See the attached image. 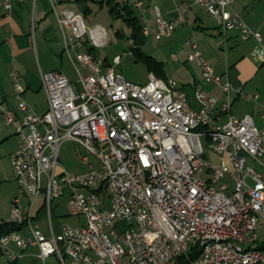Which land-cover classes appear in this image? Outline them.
<instances>
[{
  "label": "built area",
  "instance_id": "built-area-1",
  "mask_svg": "<svg viewBox=\"0 0 264 264\" xmlns=\"http://www.w3.org/2000/svg\"><path fill=\"white\" fill-rule=\"evenodd\" d=\"M0 1L8 11L15 0ZM116 1L141 9V0ZM194 2L222 32L237 28L243 40L261 41L259 31L231 8V0ZM50 5L79 87L58 69L41 72L48 107L36 113L21 97L19 72L10 73L18 110H4V122L19 142L11 154L18 194L8 220L28 221L30 233L1 234L0 252L14 261L36 245L42 259L53 254L59 264H166L191 248L198 252L190 264H264L257 232L264 233V173L247 163V158L261 163L264 125L258 127L251 113L233 115L229 99L220 103L227 119L217 123L212 112L218 98L202 88L195 90L200 106L194 108L173 79L153 72L145 83L126 79L112 64L104 66L98 54L96 46L105 44L101 27L88 25L82 12L61 8L55 0ZM139 19L144 36L161 38L186 15L167 20L156 7L154 26ZM190 44L188 59L203 80L228 91L229 84L221 82L195 42ZM119 60L114 55L113 62ZM64 140L84 149L85 170L67 171L60 163ZM65 188L69 212L82 215L84 223H63L57 233L45 235L30 213L25 217L21 195H30V207L42 195L51 228V202ZM121 220L128 227L116 233L113 226Z\"/></svg>",
  "mask_w": 264,
  "mask_h": 264
},
{
  "label": "crops",
  "instance_id": "crops-1",
  "mask_svg": "<svg viewBox=\"0 0 264 264\" xmlns=\"http://www.w3.org/2000/svg\"><path fill=\"white\" fill-rule=\"evenodd\" d=\"M55 1L61 8L82 12L90 26L101 27L104 31L105 43L112 38L108 32L109 29L99 22H94L90 17L96 10H103V8L108 10L105 2L96 1L98 7L95 8L91 4L92 0L91 2L90 0ZM129 1L131 3L135 0ZM141 1V9L130 5L133 15L138 19L143 16L145 23L150 27L155 24L156 7L162 17L167 20L174 18L179 12H184L186 15L184 23L177 25L170 35L161 37L178 51L181 60L174 54L175 52L171 55H175L176 59L172 56L170 59L175 62L176 69L181 70L183 76L181 79L182 81L184 79L185 83L167 76L164 67L159 76L175 80L184 91L186 101L192 107L193 104L190 101L192 99L197 104L196 108L200 106L195 97L196 89L202 88L215 95L218 102L212 113L216 116L217 123L226 121L228 113L220 110V103L224 99H229L230 112L233 115L241 117L245 113H251L258 127L264 125V119L261 117V108L264 107V0H231V8L243 18L250 29L259 31L262 36L261 41L253 36L243 40L237 28L222 32L204 7L193 3V0ZM108 14L112 16L109 10ZM118 31L121 33V30L117 29L115 31L117 36L120 35ZM191 41L195 42L198 51L210 62L221 82L229 84L228 91H222L215 83L203 80L198 65L188 59L193 48ZM65 60L70 61L64 53L60 27L51 10L50 0H15L8 11L2 7L0 1V217L3 215L9 217L13 198L18 194V183L11 162V154L17 148L19 138L13 128L5 124L3 113L8 108L18 110L10 73L13 70L19 72L23 87L21 97L34 112L43 113L48 107V102L40 74L50 69L61 71ZM186 83L191 86L188 92L183 87ZM245 93L257 94V97L248 99L243 96ZM248 159L251 158H247V161ZM254 163H257L258 167L251 165L264 173V154L261 156V163L256 161ZM81 164L84 165L82 162ZM69 193V189L65 188L63 194L56 199L65 197L66 194L69 197ZM20 199L25 217L30 213L31 221L36 223L45 235H50L51 230L53 233L60 230V225L63 224L61 218L66 213L56 212L53 219L52 210L59 207L55 198L51 202V228L42 206V195L35 199L31 207L29 194L24 193ZM7 220V218H0V223ZM20 223L22 224L18 231L23 236H27L30 233L28 221L22 220ZM82 223L75 226H80ZM53 257L58 262L53 254L42 259L39 256L38 246L32 245L24 248L20 256L11 261V264H47V259Z\"/></svg>",
  "mask_w": 264,
  "mask_h": 264
},
{
  "label": "rangeland",
  "instance_id": "rangeland-1",
  "mask_svg": "<svg viewBox=\"0 0 264 264\" xmlns=\"http://www.w3.org/2000/svg\"><path fill=\"white\" fill-rule=\"evenodd\" d=\"M91 4L95 8L98 7V2L96 1L93 2L92 0ZM90 17L94 22H99L101 25H104L106 29H109L108 32L110 33V37H112L105 44L96 46L98 54L100 57L107 58V60L115 67V70L120 72L126 79L136 83H145L148 80L152 62L157 61L161 63L162 68H165L167 76L174 78L180 83H185L184 79L183 81L181 79V70L179 68V70L176 69L175 62L170 59L172 52H175L174 54L178 56L179 60H181V57L178 55L179 53L177 50H175V47L172 46L170 42H167L165 38L157 39L152 34L145 36L146 38L144 43L141 44V48L134 51L133 44H131L129 37L131 29L122 18L114 19V17L108 14V10H106V8H103V10H96V12L91 13ZM137 23L141 24V20L138 19ZM117 29L121 30V34L119 36L115 34ZM116 54L120 55V60L115 64L113 62V57ZM61 72L65 74L73 86L77 88L79 87V82L77 80L78 74L73 64L69 60L64 61ZM183 87L186 92H188L191 88V86L187 85V83ZM190 101L192 102L193 107L196 108L197 104L193 101V99ZM83 152L84 149L81 148L76 142L72 140H64L59 145V161L63 167L67 169V171L69 170L71 172H79V170L87 168L86 165L84 166L81 164L79 159V155ZM204 157L208 158V153H205ZM247 163L254 164V166L258 165L257 163H254L252 159H248ZM203 177L206 178L207 174H204ZM67 199H69L68 194H66L65 197L55 199V201L59 203V207L52 210L53 219H55L54 213L60 212L64 214L66 213V215L62 216L61 218L62 223L71 226L82 223L84 221L83 216H74L70 214L66 205ZM0 218L8 219L9 217L3 215V217ZM125 222V220L117 221L113 226L114 231L116 233L123 232L128 227V224ZM257 232L259 234L260 241L264 240V233H262L260 229H257ZM174 261V259L169 260L166 264H174ZM9 263H11V260H9L5 254L1 253L0 264ZM58 263L59 262H57L56 258L54 257L47 259V264Z\"/></svg>",
  "mask_w": 264,
  "mask_h": 264
},
{
  "label": "trees",
  "instance_id": "trees-1",
  "mask_svg": "<svg viewBox=\"0 0 264 264\" xmlns=\"http://www.w3.org/2000/svg\"><path fill=\"white\" fill-rule=\"evenodd\" d=\"M100 3L105 2L108 6L109 13L115 18H122L123 21L126 22V24L130 27L131 33L130 38L133 40V49L139 50L141 47V44L145 41V36L142 33V24H138V18L133 15V10L130 5H119L116 0H105V1H99ZM119 34H121L118 31ZM95 51V50H94ZM97 52V51H96ZM107 60L103 59L104 66H109L111 63L106 62ZM161 63L157 61H153L151 64L150 71L154 72L155 75L159 76L161 72ZM161 77V76H159ZM20 222H12V221H4L0 223V235L3 233H7L12 230H19L21 227ZM258 247L261 250H264V240H261L258 243ZM198 250L197 249H189L186 253H182L174 258V264H190L191 259H193ZM1 253V252H0ZM11 264V263H9Z\"/></svg>",
  "mask_w": 264,
  "mask_h": 264
}]
</instances>
